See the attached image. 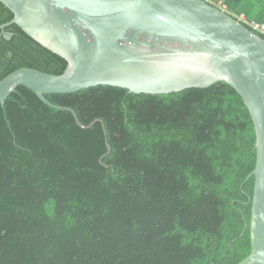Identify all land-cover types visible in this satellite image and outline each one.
<instances>
[{"label": "trees", "instance_id": "16d2710c", "mask_svg": "<svg viewBox=\"0 0 264 264\" xmlns=\"http://www.w3.org/2000/svg\"><path fill=\"white\" fill-rule=\"evenodd\" d=\"M12 18L0 2V25ZM5 32L0 80L22 67L64 71V58L17 25ZM44 96L103 126L79 127L24 86L0 105V264H237L249 255L256 134L230 84Z\"/></svg>", "mask_w": 264, "mask_h": 264}, {"label": "water", "instance_id": "95a60500", "mask_svg": "<svg viewBox=\"0 0 264 264\" xmlns=\"http://www.w3.org/2000/svg\"><path fill=\"white\" fill-rule=\"evenodd\" d=\"M17 25L67 62L60 74L18 68L0 80V105L18 86L35 92L72 93L109 85L135 94H168L230 84L242 97L256 134L250 221L251 251L237 264H264V39L206 0H0ZM104 128V127H103ZM108 150L110 149L107 144Z\"/></svg>", "mask_w": 264, "mask_h": 264}, {"label": "crops", "instance_id": "0c3cea01", "mask_svg": "<svg viewBox=\"0 0 264 264\" xmlns=\"http://www.w3.org/2000/svg\"><path fill=\"white\" fill-rule=\"evenodd\" d=\"M212 5H222L231 15H243L264 25V0H206Z\"/></svg>", "mask_w": 264, "mask_h": 264}, {"label": "built area", "instance_id": "2783aa9c", "mask_svg": "<svg viewBox=\"0 0 264 264\" xmlns=\"http://www.w3.org/2000/svg\"><path fill=\"white\" fill-rule=\"evenodd\" d=\"M215 6L218 7L220 10L228 13L227 9L225 7H223L222 5H215ZM232 16H235V18L238 21H240L241 23L242 22L246 23L252 30L264 33V25L263 24L258 23V22L253 21V20H247L243 15H232Z\"/></svg>", "mask_w": 264, "mask_h": 264}]
</instances>
